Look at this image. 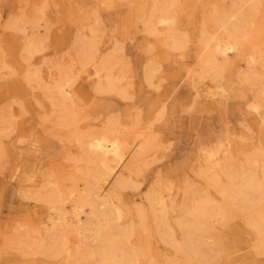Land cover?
Masks as SVG:
<instances>
[{"label": "bare ground", "instance_id": "obj_1", "mask_svg": "<svg viewBox=\"0 0 264 264\" xmlns=\"http://www.w3.org/2000/svg\"><path fill=\"white\" fill-rule=\"evenodd\" d=\"M74 3L63 9V16L73 20L64 35L68 41L60 43L70 58L66 66L47 61L52 38L47 11L56 0L28 1L18 12L8 10L7 32L0 34V68L6 70L7 85L27 93L42 110L47 101L38 126L55 127L77 150L73 159L65 158L73 163L72 172L44 175L29 160H42L37 139L17 141L24 148L14 150L19 163L10 179L18 193L34 200L33 216L42 226V231L26 226L27 209L15 213L11 243L18 256L30 264H216L227 251L242 250V259L264 264V0ZM121 3L124 18L113 9ZM111 11L118 15L122 34H140L136 47L144 53L143 88L157 92L165 75L163 61L180 62L177 69H185L195 91L189 90L192 98L198 88L214 103L240 98L239 106L253 115L254 128L241 125L246 132L233 136L226 127L222 137L207 136L191 175L179 183L154 167L153 153L162 137L156 129L169 126L167 103L144 100L151 107L144 117L135 106L126 107H135V114L115 109V103L133 97L131 82H125L130 67L124 42L115 31L105 40L103 16ZM6 38L18 54L13 65L5 61ZM44 64L42 74L38 66ZM80 74L90 79L86 85L78 84ZM6 90L12 102L7 111L0 108V136L14 127L12 103L18 97ZM88 101L101 112L99 124L86 122L89 116L80 103ZM127 190L137 199L133 209L127 208L132 204ZM69 236L76 243L70 244Z\"/></svg>", "mask_w": 264, "mask_h": 264}, {"label": "rangeland", "instance_id": "obj_2", "mask_svg": "<svg viewBox=\"0 0 264 264\" xmlns=\"http://www.w3.org/2000/svg\"><path fill=\"white\" fill-rule=\"evenodd\" d=\"M28 1L31 4H37L40 3L41 0H0V34H2V32H7L4 31V23L8 10L18 12V8L23 7ZM56 1L58 4L55 7L49 8L47 11L48 24L50 26V31H52V38L50 42H47V45L50 46L46 51L49 55L47 61L52 62L53 65L59 63L66 66L70 58L68 57L67 50L64 49V46L60 45V43H62L63 40L65 43L68 41L67 36L64 35L65 32H68L70 29V23L73 20L68 21L63 16V9L66 5L74 8L75 0ZM86 3L89 5V2ZM50 4H52V0H50ZM121 8L126 9V6L122 3L116 4V7L113 9H115L116 13L118 11L122 13ZM110 13L111 15L103 16V22L105 24L104 29L107 31V38H105V40L115 31L118 40H123L124 42L125 60L129 63L130 67L128 70L130 78L126 79L125 82H131L132 88L130 95L133 97L132 100L115 103V109L120 111L131 109L130 112H133L134 110L132 109L136 107V112L140 110L144 117L147 115L148 111H151L150 105L144 100L154 102L155 104L156 101H159V104L162 102L167 103L168 112L164 120L168 121L169 126L160 131V128L156 129V132L161 134L162 137L160 138L159 146L156 148L157 150H154L153 153L155 161L154 167L161 171V175L167 177L170 181L179 183L182 178L191 175V170L195 166L194 158L197 155L198 147H200L202 141H204L207 136H210V139L216 138L219 135L222 137L226 127L234 132L233 136L241 132H246L241 131L245 130L241 125L253 127V115L249 114L247 111L244 112L246 109L245 106H239L240 102H243L240 98L229 100L227 105L219 102L214 103L205 97L202 88H198V96L192 98L193 93H190L189 90L191 89L194 91L192 89L193 85L188 80L185 69H177L180 62L173 64L170 61H163L160 66H162L161 68L165 75L162 77L161 87L157 92H155L154 89L143 88L141 75V62L143 61H141V57L144 56V53L141 52L140 48L136 47V45L140 43V34H136L135 36L132 34H122L121 24H119L120 22L118 23V15H114L113 11ZM122 16L124 18L125 13H122L119 18ZM120 35H122V38H120ZM53 36H58V40ZM9 39H5V42L8 43L6 44L8 55L5 61L6 64L13 65L18 59V54L13 50L14 45L12 43L14 42H12V39ZM53 49L57 51L55 54L53 53ZM169 64L171 65L170 67H168ZM46 66V64L38 66L42 74L45 73L44 70ZM75 71L76 69L73 72ZM5 73L6 70L0 68L1 110L7 111V107L9 106L8 103L12 102L10 99L6 98V95L12 93L7 92V86L10 90H13V93L18 95V97L16 98L17 100L12 103V108L15 113L14 127L4 131V136H0V144L4 154V157L0 159V264H30L28 259L18 256L13 246L14 244L11 243L12 236L14 235V219H17L14 216H16L15 213L19 211L25 213L24 210L27 209V213L25 214L27 227L42 231V226L38 223L39 218L33 216L32 210L35 204L34 200L26 199L23 193H18L15 188V180L10 179V174L14 165L19 163L14 150L17 147L24 148L22 144L17 143V141L20 139V141L24 143H29L33 139H37L41 149V153L37 154V158H41L42 160L37 161L33 157H30L29 160L30 163L34 162V164L37 165V169H42L44 175H47L51 170L56 171L58 175L72 172L73 163L66 161L65 158L67 156H72L73 159L74 156H77V150L73 146L74 144L67 138H64L59 130L54 131L55 127L52 128L50 124H45L44 129H41L38 126L43 122L42 118L45 114L42 113V111L45 109L47 110V101L42 104L43 107H45L42 110L39 108V105L34 103L27 93H24V91L15 93L14 88L9 84L7 85L9 80H4ZM161 73L162 72H160V75ZM85 75L86 74H80L78 84L83 83L86 85L87 82L90 81V79H86ZM2 100H4L3 103ZM6 105L8 106L6 107ZM80 105L83 106L85 110L83 114L89 116L86 122L99 124L103 119L100 114L101 112L95 110V106H92L89 101L87 104L80 103ZM127 106L135 107L126 108ZM169 107H172V110H170ZM159 125L162 124L159 123ZM17 132H20V138L16 136ZM22 133H26V135H22ZM51 133L52 136L50 135ZM256 134L257 132L253 131L252 136H258ZM48 139L51 142H49ZM14 140L15 143H13ZM9 141L13 144L12 146L10 145L11 143L7 144ZM232 144L233 142L231 141V145ZM23 157L26 158L27 155L24 154L22 158ZM183 164L185 166H183ZM149 172L150 170L148 169L144 170L143 173L147 175ZM148 179L149 176L140 177V180ZM127 192L130 194L129 196L131 197L132 203L130 205L128 204L127 206L129 207L127 208L133 209V204L137 200L136 196H133V192L130 190H127ZM143 192L144 190L142 193ZM38 205L40 204L38 203ZM81 218L83 219L84 217ZM20 231H25V226H23ZM68 240L70 244L76 243V238L74 236H69ZM242 255V250L236 252L229 250L221 256L222 258L220 261L218 260L216 264H251L247 261L248 259H242ZM254 264L257 263L255 262Z\"/></svg>", "mask_w": 264, "mask_h": 264}]
</instances>
